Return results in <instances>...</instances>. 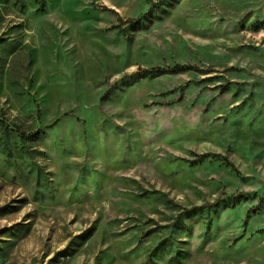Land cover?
<instances>
[{
  "label": "rangeland",
  "instance_id": "rangeland-1",
  "mask_svg": "<svg viewBox=\"0 0 264 264\" xmlns=\"http://www.w3.org/2000/svg\"><path fill=\"white\" fill-rule=\"evenodd\" d=\"M0 264H264V0H0Z\"/></svg>",
  "mask_w": 264,
  "mask_h": 264
},
{
  "label": "trees",
  "instance_id": "trees-1",
  "mask_svg": "<svg viewBox=\"0 0 264 264\" xmlns=\"http://www.w3.org/2000/svg\"><path fill=\"white\" fill-rule=\"evenodd\" d=\"M143 18H144V15H141L136 19H129V21L133 24H137ZM189 71L204 72L203 70L199 69L196 66L177 64L175 66L154 67L151 69H139L136 72V76L138 78H156V77L166 75V74H179V73L189 72ZM60 120H61V118H59L58 120H56L52 124L46 126L43 130L54 128L60 122ZM39 135H40V132L31 133L32 137H37ZM207 157H208L207 155H203V156H200L199 159L204 160ZM228 165L234 167V165L232 163H228ZM231 200H232V205L236 206V205L240 204L241 202L248 200V197L244 194H239V195L232 197ZM206 207L207 206H204L203 208H206Z\"/></svg>",
  "mask_w": 264,
  "mask_h": 264
}]
</instances>
